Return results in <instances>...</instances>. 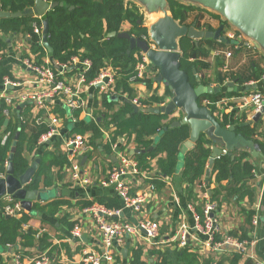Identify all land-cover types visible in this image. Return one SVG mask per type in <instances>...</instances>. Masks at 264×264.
<instances>
[{"label":"trees","instance_id":"trees-1","mask_svg":"<svg viewBox=\"0 0 264 264\" xmlns=\"http://www.w3.org/2000/svg\"><path fill=\"white\" fill-rule=\"evenodd\" d=\"M50 2H63V6H56L54 9L47 11L43 17L37 15H28L18 18L0 17V32L5 34H27L30 36L31 53L35 56V62L42 64L44 57L49 53L43 45L42 34L34 32V24L42 25L43 20L49 22L48 41L53 48L51 56L60 61L67 62L74 55H78L82 60L91 61L90 68L85 72L86 82L90 83L106 65L116 69V82L114 91L102 93L101 105L105 111L94 113L93 118L79 121L82 109L70 110L67 107L56 105L54 112L59 113L66 120L69 134L72 133H91L90 143L98 151L111 155L113 145L120 137L125 135L135 136V142L141 152L136 154V159L141 171H151L153 167L150 161L157 159L160 176H154L150 179L156 190H161L166 181L163 177H171L174 182H178L179 191L182 190L186 200L195 203L198 200L195 186L203 185V179L206 176V170L211 157L212 141L202 134L200 139L186 151L182 156V145L187 141L191 134L190 124H181L170 127L175 119L165 113H150L146 108L152 106L154 102H163L162 98L151 96L149 99H138L140 108L135 110L133 100L136 98L130 82L131 78L137 75L136 65L139 61L137 55L140 50L134 49L128 53L129 40L118 35L111 36L112 32H122V24L129 21L132 28L129 33L149 41V29L143 25V15L135 6H130L124 0H48ZM35 0H0V11L17 12L28 7H32ZM172 8L186 9L188 11L192 6H176L171 2ZM215 17H219L213 14ZM176 16V14H175ZM182 23H185L184 16L178 14ZM196 24L199 19H196ZM226 24V21H223ZM199 25V23H198ZM208 29H212L208 27ZM225 34L223 29L222 35ZM240 34V32H236ZM230 40V41H228ZM221 48L233 49L234 52L243 51V47H237L232 44V39L226 37L225 40L219 41L213 38L202 39L196 43L188 36L180 38V51L182 53L181 68L189 76V81L193 86L199 83L209 85L202 77L198 82L196 74H201L203 70L211 68L209 58L212 51ZM225 62L222 58L217 57L216 66L222 68ZM76 67H72L73 73ZM196 70V73L194 72ZM67 73V74H68ZM256 74V73H255ZM219 84H223L227 78L240 84L251 79L252 76H242L235 73L217 74ZM258 74L257 76H260ZM15 80L11 73L9 65L0 64V90L6 89L5 80ZM145 79V78H144ZM149 82V81H148ZM120 94H127L120 99ZM167 93L170 95L171 90L168 87ZM234 91H219L217 93H206L199 98V104L207 105L212 112L218 110L217 104L223 98L231 97ZM205 100H209L205 104ZM99 104L97 98L94 102ZM31 104L24 106L11 107L4 98L0 99V177L4 176L7 171V165L11 154L13 142L16 134L19 133L17 148L13 156L14 175L20 176L31 165L28 153H35L34 159L39 158L40 162L31 181L26 186L28 189H40L42 186L48 188L54 183L53 168H58L57 177L61 178L60 172L67 164V157L60 150L61 139L53 141L55 150H47L44 146L38 148V140L42 134L48 131L49 126L46 121H39L37 117L32 118L30 111ZM6 110L9 113H6ZM76 118V121L73 120ZM224 120L220 123L223 126L228 124V114L224 112ZM237 134H242L248 141H251L254 147L261 151L264 156V141L256 137V127L258 123H247L244 120L234 122ZM114 128L109 140L104 139V131ZM4 140V136H6ZM105 140V141H104ZM38 148V151L36 149ZM229 153H232L231 155ZM182 157V158H181ZM180 160L183 161L181 169H178ZM249 146L244 148L235 147L227 149V153L217 157L214 161L211 176L207 183L212 182L215 175L217 187L212 189L211 197L218 203L228 200L229 197L241 201L248 197L251 201L254 199V192L250 188L249 181L253 177L256 163ZM174 178V179H173ZM227 183L223 185V182ZM186 184V187L183 185ZM98 202L104 204L108 209H121L122 203L116 197L100 196ZM6 202L0 198V248L7 245H16L21 240V246L24 250L22 254H28V247L45 249L52 246L49 242V234L37 238L38 229L29 227L24 229V225H30L32 218L29 212H24L21 216L6 215L4 206ZM65 204L64 199L56 198L50 202L42 204L40 200L35 201L33 209L48 216H55L60 207ZM89 204V203H86ZM200 214L201 209L197 210ZM254 211L249 212L248 221L251 223V217ZM50 222V221H47ZM50 224L54 227H60L65 224L68 229L73 227V222L66 219L55 218ZM229 235L239 237V239H248L247 234L239 236L237 232H229ZM216 240H220L216 235ZM175 249L160 251L153 250L152 254H158L159 260L155 264H199V255L188 244L186 247H179L178 243ZM30 251V250H28ZM244 259L242 250L233 252L227 259V262H216L215 264H240ZM245 264H254L252 258L244 259ZM3 255H0V264H3ZM212 259L206 260V264H213ZM129 264H151L143 256L142 248L132 249V256Z\"/></svg>","mask_w":264,"mask_h":264},{"label":"crops","instance_id":"crops-1","mask_svg":"<svg viewBox=\"0 0 264 264\" xmlns=\"http://www.w3.org/2000/svg\"><path fill=\"white\" fill-rule=\"evenodd\" d=\"M124 1L127 5L138 8L143 16L145 13L147 16H149V18H151L152 22L150 25L144 22L143 23L149 29V38L152 42H154L150 34V29L152 27L160 30L161 39L166 37L167 39L174 42L178 41L180 38L179 36L176 37V34L174 33L175 28L179 31V29H181L180 27L182 26H187L189 28L190 26L195 25L198 29L204 30H209L208 27L212 28L210 30H217L223 26L225 37L228 36L226 30H233L232 32H240V34L245 38L243 42H240L238 39L239 44H243L245 40L251 41L252 43H257V45L254 44L249 48L245 46V44L241 45L240 47H243L244 50L240 52H234L233 49L229 48L220 49L223 51L232 50L233 54L231 57H227L225 52L218 54L217 50L219 49L213 50L211 57L209 58L211 68L203 70L201 74H198V76L199 78L202 77L205 81H208L209 85L207 86H220V91L228 90L235 92L233 96L226 97L229 99V104L227 106L217 104L218 110L213 113L219 122L224 120V112L228 114L229 119L226 127L235 125V121L240 122L241 120H244L247 123L256 122L258 123L256 127V137L264 141V113H262L261 117L258 119V121H256L254 117L257 113L254 111L252 106H240L252 92L256 90L264 91V79L262 78V74L264 73V43L257 41L255 38L248 35L246 31L239 30L235 25L229 22L224 13L220 12V10L216 9L215 7L206 5L204 2H202V0ZM171 2L176 3V6L174 7H178V5H180L185 7L192 6V8L188 11H185L186 9L184 8L182 11L178 8L173 9ZM178 14H182L184 16L185 23H182L181 18L178 17ZM213 14H216L219 17H215ZM197 18L199 19V25L198 23L196 24ZM223 21H226L227 23L224 24ZM131 28L132 24L129 21H124L122 24V31L129 32ZM1 35L2 45L0 50V64L9 65L11 67V73L15 78L14 82L19 83V85L8 86L6 90L1 89L0 99L3 98V96L17 98V96L21 95L22 93L39 88L40 85H38L36 82L37 76L27 64V61L35 62V56L30 51V36L27 34H5L3 32ZM193 40L196 41L195 39ZM217 57L222 58L225 62L222 68H218L216 66ZM44 61L54 64L57 60L54 59L49 52L44 57ZM218 71L227 74L235 73L245 77H252L242 84L232 81L230 78H227L223 84H219L217 78ZM79 72L80 70L77 69L73 73L64 75V78L68 84L81 91V95L85 100L86 110L81 113L79 118V121H83L88 118H93L94 113L105 111V109L101 105L100 86L90 85L87 82H81L79 80ZM158 73L159 72H157V70L151 69L146 74L145 79H138L135 77L131 78L130 85L136 94L135 99L144 100L149 99L151 96H157L163 99V102H154L151 107L165 105L171 100L172 95L167 93L168 85L165 82H158L157 80ZM258 74L261 75L257 76ZM230 83H233L232 87L230 86ZM126 95L127 94L119 93V98L122 99L126 97ZM96 98L99 101L98 105L94 104ZM26 103L32 105V110L30 111L32 118L37 117L38 111L33 106V103H28V101ZM55 103L56 104L54 107L56 105L63 107L62 100L56 99ZM169 115L171 118L175 119V121L181 120L184 117V113L180 110H177ZM62 129L63 133L65 134L70 132L68 126L66 125V120L63 121ZM104 139H106V134H104ZM213 146L214 143L212 142L210 145L212 151ZM39 147L40 146L38 145V148ZM238 147L244 148L245 145H239ZM38 148L36 151H38ZM45 149L53 151L55 150L54 146L50 147L49 145L45 147ZM60 150L66 155L65 147L62 143L60 144ZM137 150H139V152H137ZM187 150L183 149L184 152L182 151V156ZM126 151L129 156L135 159L136 154L141 152V149L138 148L135 142L134 135L123 136V139L118 141V146L111 155L105 154L96 149H94L92 153L83 154L80 158V163L82 166L91 168L93 175L98 176L95 177V180H93L91 185L86 187L77 185L71 181L69 175L70 171L68 169L69 160L67 155V166L66 168L64 167L60 172L61 178L57 177V172L59 169L55 167L53 168V185L48 188L42 186L40 190H42L43 193L53 190L55 194L48 201L42 200L41 203L45 204L56 198H61L64 199L65 204L60 207L59 211L54 217L38 212V214L35 216L31 215L32 218L30 220L31 228L38 229V231L42 230V228H45L46 231L44 233L49 234V242L52 244L51 250L54 254L52 264H80L83 249H101L99 243L100 239L97 236L95 229V222L91 216L82 213L81 209L86 205L98 202L97 199L100 196L118 198L114 186L103 187L101 186L98 179L101 177H108V171L110 168L120 162L121 155H123V152ZM254 151H256V153H254ZM251 152L254 157L253 161L256 163L253 177L249 181L250 188L254 192V199L251 201L248 197H245L241 201H237L236 198L229 197L228 200L222 199L221 203H218L219 210L216 213V216L221 227V232L218 236L221 238L222 234L232 231L237 232L239 236L243 235V233L247 234L249 240H244H246L248 243L242 248V251L244 252V259L249 257L253 259L254 264H257L259 261L263 262L264 264V156L257 147L251 149ZM34 154L35 153L27 154L31 164L36 160L34 159ZM84 157H86L85 160ZM150 164L153 167L152 171L158 170L157 159L151 160ZM182 165L183 161L180 160L178 169H181ZM210 176L211 173L209 176L206 174L205 178L203 179V185L198 184L195 186L198 200L195 203H191L186 200L182 190L179 191L178 182L175 183L171 177H168L170 180L166 182V185L161 190H152L149 187L150 180L143 179L142 174H128L126 178L130 184L131 195L135 196L137 193L145 192L147 193L148 198L147 201L142 205L140 211L126 207L122 215H120V219L134 224L143 218L158 221L162 228V234L159 238L160 244L158 245V250L166 251L167 249H175L177 245L175 243L178 242L177 238L179 239L181 225L186 223L190 227H193L195 224L194 212L197 213L198 209L202 210L204 194L207 192L211 196L212 189L216 188L218 185L215 181V175L212 177V182L207 183ZM226 183L227 182L224 181L223 185ZM183 187H186V184L183 185ZM252 211H254V214L252 215L251 223L249 224L248 214ZM256 215L259 216V221L256 225H254L252 220ZM55 218L66 219L68 222H73V226L75 223L82 224L84 230L82 241H76L72 239L70 237V231L72 228L68 229L65 224L61 225L59 228L52 226L50 222H53ZM163 228H165V230ZM189 242V245L199 255V264H206L205 262L208 259H212L213 264L216 262L225 263L227 262V259L230 257L231 253L234 252L231 246H226L224 248L225 250L229 251H221L218 253L213 251L211 247L206 244V236L200 230H192ZM128 244L130 246L128 248L127 254H125L124 251ZM138 246L142 248L143 256L149 261V263L155 264L156 261L160 259L158 254H152L153 250L157 249V247H150L145 235L138 234L130 236L124 245H119L116 247V253L119 252L116 264H129L132 256V249ZM49 247L50 246L46 247L45 249H48ZM28 248L30 251L26 250L28 253L27 255L22 254L23 251H21L23 257L34 254L38 251V249H40L38 248V245L36 247L34 246ZM45 249L40 250L43 251ZM19 250H24V248L21 246V240L16 245L10 244L5 248L1 247L0 255H3V264H14V255L20 253ZM244 259L240 262V264H245Z\"/></svg>","mask_w":264,"mask_h":264},{"label":"built area","instance_id":"built-area-1","mask_svg":"<svg viewBox=\"0 0 264 264\" xmlns=\"http://www.w3.org/2000/svg\"><path fill=\"white\" fill-rule=\"evenodd\" d=\"M34 32L41 35L43 32V26L34 24ZM2 32H0V50L2 45ZM230 39H239L240 42L244 41V37L237 35L236 33H228ZM150 47L158 49L157 44L150 41ZM245 46L252 47L250 41L245 40L243 43ZM243 44L237 42L236 46L240 47ZM218 54L225 52L227 57H231L232 50H217ZM137 55L139 59L136 65L137 75L135 78L144 79L149 70L154 69L147 54L140 51ZM28 66L32 69L37 76V84L39 88L22 93L15 97L3 96L7 104L11 107L20 106L22 103L32 101L33 106L38 111V120L46 121L49 129L47 132L41 135L38 140L39 146L53 147V141L61 139L62 144L65 147L66 155L68 156L69 164L68 169L70 171V179L73 183L86 187L92 184L97 175H93L91 168L83 167L80 163V158L83 154L92 153L94 146L90 143L91 133H63V121L65 120L59 113L54 112V105L56 99L63 101V107H67L70 110L82 109V112L86 110L85 100L81 95V91L75 89L72 85L68 84L64 78L68 72L72 71V67L80 70L79 80L83 83L86 82L85 72L90 68L91 61L89 59L82 60L80 56L74 55L67 62L56 61L54 64L43 62L37 64L34 61H27ZM116 69L110 65L103 67L98 75L88 84L99 85L100 94L110 93L114 91V85L116 82ZM264 79V73L262 74ZM19 83L14 82L6 78L5 86H17ZM4 89V90H6ZM205 104L209 103V100L204 101ZM133 103L140 107L138 99H134ZM229 104L228 98H223L218 102V105L227 106ZM241 107L252 106L256 113L261 112L264 108V91L256 90L252 92L240 105ZM8 114L9 111L6 110ZM76 121V118L73 117ZM114 128L104 131L106 139L109 140L112 136ZM64 134V135H63ZM7 135L4 136V140ZM123 137L118 139L121 140ZM118 141L113 145V152L118 146ZM120 157V162L113 165L108 171V177L99 178L101 186H114L116 189L117 197L122 203L121 209H108L104 204L94 202L90 205L82 207V213L91 216L95 222V229L97 236L100 239V250L83 249L80 264H116L118 253H116V247L124 245L130 236L143 234L150 247H157L160 244V223L152 219H141L136 224L120 219L124 209L126 207L133 208L140 211L142 205L147 201L148 195L145 192L137 193L132 196L130 193V184L127 181L128 174L143 175V179L150 180L154 176H160L157 171H141L138 165V161L135 158L129 156L126 152ZM227 153V149H223V154ZM67 164L65 165L66 168ZM166 182L170 179L163 177ZM149 187L152 190H156L153 182L150 180ZM6 204L4 206V213L6 215L21 216L24 212H28L21 203L20 200L13 198L11 195L3 197ZM202 214L194 212L195 224L190 227L188 224L183 223L180 227L178 244L180 247H186L190 242L192 230H200L206 236V244L211 247L215 252L229 251L225 250L226 246H231L233 251L242 250L248 243L246 240H241L238 237L229 235L228 233L222 234L220 240H216V235L221 232L220 222L216 216L219 210L218 201L213 200L207 192L203 196ZM191 208V207H190ZM30 213V212H29ZM259 221V216L253 217V224L256 225ZM30 224V223H29ZM30 225H24V229H28ZM46 231L45 228L38 231L37 238L41 237ZM83 226L80 223H75L70 231V237L74 240L82 241L83 238ZM51 246L48 249L38 251L29 256L23 257L22 252L14 255V264H52L54 259ZM233 253V252H232ZM231 253V254H232ZM257 264H263V262H257Z\"/></svg>","mask_w":264,"mask_h":264},{"label":"water","instance_id":"water-1","mask_svg":"<svg viewBox=\"0 0 264 264\" xmlns=\"http://www.w3.org/2000/svg\"><path fill=\"white\" fill-rule=\"evenodd\" d=\"M206 5L215 7L224 13L229 22L235 25L239 30H244L246 33L257 41L264 43V0H202ZM63 2H50L48 0H35L32 7H28L22 11L17 12H4L0 11V17H13L18 18L28 15H37L43 17L47 11L54 9L56 6H63ZM174 33L176 37L188 36L195 39L198 44L200 39L213 38L215 40L223 41L226 39L222 35L223 26L217 30H204L198 29L195 25L180 27ZM49 22L47 19L43 20V35L42 42L47 50L51 53L52 46L48 41ZM160 30L152 27L150 34L154 42L157 44L158 49H153L147 40L136 37L128 31L119 33L112 32L111 36L118 35L129 40L128 53L134 49H139L147 54L151 64L159 69L157 75L158 82H165L171 90V100L162 106L146 108L150 113H165L172 114L177 110L184 113L181 120L173 121L170 127L179 126L181 124H190L191 134L190 137L182 145V148L187 150L198 141L202 134L206 135L213 143V151L209 159L206 174L209 176L213 167L214 161L217 157L223 154V148L233 149L239 145L249 146L251 149L254 145L248 141L242 134H237L235 125L228 127L223 126L214 115L210 107L207 105L199 104V98L206 93H217L221 90L220 86H207L199 83L193 86L189 81L188 73L181 68L182 53L180 51V38L178 41H172L166 37L160 38ZM230 41V40H228ZM251 42V41H250ZM257 45V43H252ZM196 73V70L194 71ZM198 80L200 78L196 74ZM233 86V83H230ZM32 103V101H28ZM22 103L19 107L26 105ZM139 106H135V110H139ZM264 113V108L258 112L254 119L258 121ZM19 133L16 134L9 162L7 165L6 174L0 177V198L11 195L13 198L20 200L23 207L31 212L35 201H42L43 191L40 189H28L26 186L31 181L32 176L35 174L40 159L37 158L23 174L16 177L14 175L13 156L17 148ZM183 149L181 151H183ZM139 152V150H137ZM184 152V151H183ZM182 152V153H183ZM256 153V151H254ZM230 155L232 153H229ZM86 157H84V160ZM129 244L124 253L127 254Z\"/></svg>","mask_w":264,"mask_h":264},{"label":"rangeland","instance_id":"rangeland-1","mask_svg":"<svg viewBox=\"0 0 264 264\" xmlns=\"http://www.w3.org/2000/svg\"><path fill=\"white\" fill-rule=\"evenodd\" d=\"M143 21H144V23H146L148 25H150V23L152 22L151 18H149V16H147L145 13H144V16H143ZM144 23H143V25H145ZM232 31L231 30H228V31L226 30V33H233ZM234 33H236V31H234ZM237 35L241 36V34H237ZM237 42L239 43L238 39H232V44H237ZM154 68H155V70H157V72H159L158 68H156V67H154ZM54 194H55V192L53 190L46 191V192L43 193V199L42 200L48 201L51 197L54 196ZM30 213H31V215L35 216V215L38 214V211L36 209H33ZM163 229L165 230V228H163ZM161 230H162V228L160 229V234H162Z\"/></svg>","mask_w":264,"mask_h":264}]
</instances>
